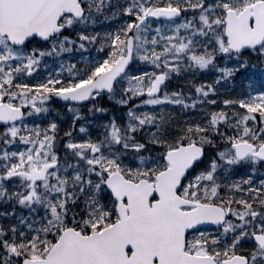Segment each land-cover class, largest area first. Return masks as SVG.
<instances>
[{
	"label": "snow or ice",
	"instance_id": "snow-or-ice-1",
	"mask_svg": "<svg viewBox=\"0 0 264 264\" xmlns=\"http://www.w3.org/2000/svg\"><path fill=\"white\" fill-rule=\"evenodd\" d=\"M0 264H264V0H0Z\"/></svg>",
	"mask_w": 264,
	"mask_h": 264
}]
</instances>
